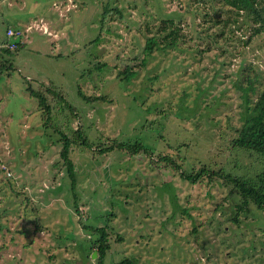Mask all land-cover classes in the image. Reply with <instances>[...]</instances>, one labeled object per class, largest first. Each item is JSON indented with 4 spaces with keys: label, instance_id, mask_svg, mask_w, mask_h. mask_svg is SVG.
<instances>
[{
    "label": "rangeland",
    "instance_id": "obj_1",
    "mask_svg": "<svg viewBox=\"0 0 264 264\" xmlns=\"http://www.w3.org/2000/svg\"><path fill=\"white\" fill-rule=\"evenodd\" d=\"M262 5L0 0V47L9 26L25 33L15 52H0V264H96L85 226H107L104 264H264V216L253 207L236 214L233 183L210 171L195 181L180 175L204 164L259 172L258 158L229 145L264 85V28L256 31L251 7ZM160 18L179 21L185 43L146 55L144 26ZM145 57L129 78L118 75ZM255 73L245 94L237 82ZM41 84L65 101L47 93L53 125L82 126L93 145L71 147L74 183L61 132L43 126L26 89ZM112 141L152 154L99 152Z\"/></svg>",
    "mask_w": 264,
    "mask_h": 264
},
{
    "label": "trees",
    "instance_id": "obj_2",
    "mask_svg": "<svg viewBox=\"0 0 264 264\" xmlns=\"http://www.w3.org/2000/svg\"><path fill=\"white\" fill-rule=\"evenodd\" d=\"M260 1V0H259ZM252 7V12L255 16H258L259 21L262 22L260 27L256 29V31H260L261 28H264V5L261 6V10H257L256 7ZM263 9V10H262ZM156 23L147 24L144 26V31L147 36H145V46L144 51L145 54H150L157 45L168 46V47H177L179 43H185L184 37L185 34L182 31L180 26V22L175 18H160ZM256 19V18H254ZM226 23V22H224ZM255 23V22H253ZM10 28V27H8ZM13 28V27H12ZM16 28V27H14ZM21 29V28H18ZM22 30V29H21ZM152 31V34L148 35ZM25 34V33H24ZM19 45L15 49H9L5 45L0 47V52L4 54H12L15 52ZM2 60V56H0ZM146 57L143 58L139 64L134 66H129L126 64L124 68L118 70V75L122 78H129L133 75L135 66L141 68L146 63ZM6 60H4L5 62ZM3 61L0 62V67H3ZM257 79L256 73L254 74V78H251L249 75L240 78L237 82V87L244 91L245 94H248L249 91H255L253 82ZM43 84L37 90H33L30 86L26 89L30 92V94L37 99L38 107L40 109V117L43 126L51 127L56 132H61V137L59 139L62 142V150H61V158L63 162L67 166V171L70 174L72 182L74 183V173H73V165L69 159V152L72 146L81 145L82 147H86L88 149L92 148V144L88 142L86 137L84 136L82 126L76 128V130H70V133H66L61 128L55 127L51 105L48 101V94H51L55 97H59V100L64 101V98L58 93L53 91V88L50 87L45 89V92L42 90ZM85 98V97H84ZM90 101L94 100H102V98L96 97H88L85 98ZM74 115V114H72ZM54 126V127H53ZM235 137L230 141V149L237 150L248 157H256L260 161V169L253 177L239 176V175H231L226 173L223 169L212 168L206 164L203 165L202 168L196 174H186L184 171L180 173L181 176L185 178L195 181L200 175H204L209 173V171L219 178L231 181L233 183L232 190L237 200L236 204V214L238 212H247L249 207H253L256 211L260 212L262 216H264V85L257 92L255 98L252 99V104H248L246 109V114L244 116V120L238 127L235 128ZM99 152H108L113 149L117 150H126L132 154H149L150 152L142 143L134 142V143H122L117 141H112V143L108 147H98ZM167 156L164 157V160H167ZM169 159V158H168ZM168 161L172 163V165L179 164L175 159L170 158ZM8 180V179H7ZM9 183V180H8ZM257 212V213H258ZM234 218L233 220H235ZM91 234H94L95 238L91 241L89 248L91 246L92 253L96 252V264H104V259L110 250L111 237L108 235L107 226L101 227H88L85 226ZM115 241V240H114ZM116 242V241H115ZM117 264H133V260L129 257H125L122 261Z\"/></svg>",
    "mask_w": 264,
    "mask_h": 264
},
{
    "label": "built area",
    "instance_id": "obj_3",
    "mask_svg": "<svg viewBox=\"0 0 264 264\" xmlns=\"http://www.w3.org/2000/svg\"><path fill=\"white\" fill-rule=\"evenodd\" d=\"M24 37V31L18 28L6 29V47L9 49H15L19 43L21 44Z\"/></svg>",
    "mask_w": 264,
    "mask_h": 264
},
{
    "label": "water",
    "instance_id": "obj_4",
    "mask_svg": "<svg viewBox=\"0 0 264 264\" xmlns=\"http://www.w3.org/2000/svg\"><path fill=\"white\" fill-rule=\"evenodd\" d=\"M95 256H96V252H93L92 257H95Z\"/></svg>",
    "mask_w": 264,
    "mask_h": 264
},
{
    "label": "crops",
    "instance_id": "obj_5",
    "mask_svg": "<svg viewBox=\"0 0 264 264\" xmlns=\"http://www.w3.org/2000/svg\"><path fill=\"white\" fill-rule=\"evenodd\" d=\"M36 18H38V17H36ZM30 25V24H29ZM10 27V26H9ZM16 28H18L17 26H15ZM14 28V27H13ZM20 28V27H19ZM24 42H23V40H22V43L21 44H23Z\"/></svg>",
    "mask_w": 264,
    "mask_h": 264
}]
</instances>
